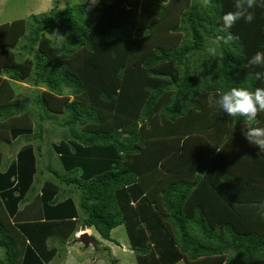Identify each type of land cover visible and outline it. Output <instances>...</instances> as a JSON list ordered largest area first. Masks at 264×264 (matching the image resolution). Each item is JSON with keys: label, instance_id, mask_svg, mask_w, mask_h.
<instances>
[{"label": "trees", "instance_id": "16d2710c", "mask_svg": "<svg viewBox=\"0 0 264 264\" xmlns=\"http://www.w3.org/2000/svg\"><path fill=\"white\" fill-rule=\"evenodd\" d=\"M53 1L0 24V148L27 141L0 155V264H50L81 226L113 240L120 225L138 264H264V152L244 118L209 105L264 88V65H248L264 52V0L229 43L236 0ZM21 83L41 88L33 101ZM45 120L65 126L52 143L63 174L40 168Z\"/></svg>", "mask_w": 264, "mask_h": 264}, {"label": "rangeland", "instance_id": "374dc122", "mask_svg": "<svg viewBox=\"0 0 264 264\" xmlns=\"http://www.w3.org/2000/svg\"><path fill=\"white\" fill-rule=\"evenodd\" d=\"M81 1V0H78ZM66 3V0H60V5L63 7L64 4ZM54 6V1L53 0H0V24L12 21L13 19L17 18H27L29 19L31 15L33 14H40L43 12H47L51 7ZM23 84L22 86L15 85L16 90L19 93V97L23 100L25 97H27V100L33 101L35 98V93L40 90H32L31 86L27 83H21ZM31 107H34L32 103L30 104ZM38 107V106H37ZM36 112L38 111V108L35 109ZM40 115V113H39ZM37 116V115H36ZM38 118V117H36ZM38 123V122H37ZM44 124V131L43 132V141H39L40 138L33 139L32 142L34 144H39L41 146V155L39 158V165L40 168L47 169L49 165H52V169L58 171L59 173L63 174L64 170L62 168V165L57 157V154L53 151L52 149V143L60 141L62 138H64V131H65V126L62 124H58L56 121L53 120H45ZM39 129L37 128V131ZM27 141L25 139H16L15 142L8 144V143H3L1 148H0V155L2 158H4V161L6 160L13 159L16 156L17 151L20 149L22 145H24ZM47 164V165H46ZM48 170V169H47ZM54 177L50 176V173L45 171L43 174H40V182L38 183L39 186H41L42 182L46 178ZM64 190H62V193L64 195H74L78 197L77 192L74 190L73 192L68 191L70 188L66 184H62ZM37 188V187H36ZM39 189V188H38ZM38 189L35 191V193L38 192ZM33 193L31 197L34 196ZM27 203V202H26ZM24 204V203H23ZM89 231V230H87ZM113 238L116 239L114 240L111 244L106 241V246L108 245L111 248L112 253L108 250H105V246H99V252L93 251L94 255H96V263L93 262V264H112V258L117 259V264H138L137 263V253L136 251L132 250L131 248V243L128 238V234L126 231V228L124 225H120L116 228L113 229ZM94 236L98 237V240H103L100 234L96 231L93 233ZM79 240H75V238H72L70 241L67 243L62 244V248L60 250V258L56 257L53 261H51L50 264H57L61 262V258L64 255L66 248L73 247L74 252L76 253L77 247L80 248L81 250H88L87 247L84 245H79L78 244ZM55 244H59L58 241H54ZM53 243V241H52ZM105 244V242H104ZM93 246H90L89 249H92ZM92 250H95L94 248ZM112 254V255H111ZM103 257V259L100 257ZM99 259V261H97ZM85 259L81 261L80 264H84ZM100 261H103L100 262ZM91 264V263H88ZM176 264H187L184 260H180Z\"/></svg>", "mask_w": 264, "mask_h": 264}, {"label": "clouds", "instance_id": "9594fccd", "mask_svg": "<svg viewBox=\"0 0 264 264\" xmlns=\"http://www.w3.org/2000/svg\"><path fill=\"white\" fill-rule=\"evenodd\" d=\"M84 3H86L89 10H91L100 3V0H84ZM255 4L256 0H236V10L229 11L222 16V27L220 31L226 34L225 36L221 37L225 43H229L236 38L231 33L230 29L238 20L243 19L247 23H251L253 21L254 13L249 11V9L254 8ZM56 33L58 39H63L62 35H60L58 32ZM209 51L212 54H215L214 48L210 49ZM248 65H264V52H257L254 56H252L248 60ZM255 78L258 80L261 79V73H255ZM209 105L218 106L223 111V113H226L229 117L244 118L249 126L242 129V135L249 144L257 146L260 152H264V127L251 126L257 120L258 115L260 113H264V88L257 87L253 91L248 88L233 87L220 95L218 99L210 95ZM81 233L84 232H81L80 230L76 232V241L77 237ZM89 234L91 235V233ZM91 236L94 237L93 235ZM108 248L112 253L111 248L109 246ZM64 264H80V261L77 255H75L72 251H68Z\"/></svg>", "mask_w": 264, "mask_h": 264}, {"label": "crops", "instance_id": "0c3cea01", "mask_svg": "<svg viewBox=\"0 0 264 264\" xmlns=\"http://www.w3.org/2000/svg\"><path fill=\"white\" fill-rule=\"evenodd\" d=\"M57 157H58V155H57ZM47 179H49V178L47 177L45 180H47ZM45 180H44V181H45ZM44 181L42 182L41 186L43 185ZM39 182H40V181H39ZM41 186H39L38 182L36 181V185H35V187H37L36 190L39 188V189H38V192L40 191ZM69 187H70V186H69ZM36 190L30 192V194L35 193ZM63 190H64V188H63ZM68 191H70V188L68 189ZM35 194H37V193H35ZM35 194H34V195H35ZM125 228H126V227H125ZM87 230H89V233H91V235L94 236L93 233L96 232V229H95L94 227H90V228H88V227L83 228L82 226L80 227V231H81V232H86ZM100 236H101V235H100ZM94 237L98 239V237H96V236H94ZM112 237H113V233H112ZM114 240H116V239L113 238V240H108V242L111 244ZM106 241H107V240H105V239H103V240L100 241V242L102 243V244H101L102 247H103V246L108 247V245L106 246ZM104 242H105V244H104ZM78 244H79V245H84V244H82L80 241H78ZM84 246H85V245H84ZM90 246H93V245H90ZM90 246L87 247L88 250H81L80 248L77 247L76 249H78V250H76V253L74 252V248H73V247L66 248V251H65L64 255H63L62 258H61V262H60V264H64V262H65V258H66L67 254H68V251H72L75 255H77V257H78L80 263H81V261H82L83 259H85V260H84V262H85L84 264H88V263L93 264V262L96 263V255H94V252H93V251H96V250L98 251L100 245L98 246V245L96 244V246H93V248H94L95 250H92L93 248H92V249H89ZM85 247H86V246H85ZM104 249H105V248H104ZM98 252H99V251H98ZM58 257L60 258V256H58ZM100 257H101V255H100ZM101 258L103 259V257H101ZM97 261H99V259H98ZM100 262L103 263V261H100ZM57 264H59V263H57Z\"/></svg>", "mask_w": 264, "mask_h": 264}, {"label": "water", "instance_id": "95a60500", "mask_svg": "<svg viewBox=\"0 0 264 264\" xmlns=\"http://www.w3.org/2000/svg\"><path fill=\"white\" fill-rule=\"evenodd\" d=\"M77 240H79L81 243H83L86 247L89 245L96 246V240L94 237H92L89 232H84L81 233L78 237Z\"/></svg>", "mask_w": 264, "mask_h": 264}]
</instances>
